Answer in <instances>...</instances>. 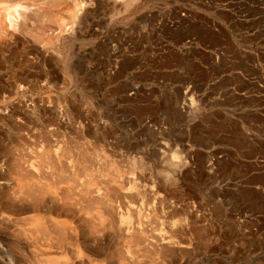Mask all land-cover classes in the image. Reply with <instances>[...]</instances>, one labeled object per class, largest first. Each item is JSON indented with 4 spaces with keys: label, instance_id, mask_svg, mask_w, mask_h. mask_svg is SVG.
I'll return each mask as SVG.
<instances>
[{
    "label": "rangeland",
    "instance_id": "1",
    "mask_svg": "<svg viewBox=\"0 0 264 264\" xmlns=\"http://www.w3.org/2000/svg\"><path fill=\"white\" fill-rule=\"evenodd\" d=\"M90 17L87 99L27 93L28 108L59 107L57 119L0 103L18 112L0 119L3 255L19 258L22 245L29 256L69 264H264V0H93ZM83 147L89 161H73ZM21 154L70 182L44 198L57 211L25 204L18 223H3ZM87 181L103 191L114 185V219L129 214L150 238L172 239V252L146 255L121 225L108 228L97 209L85 213L75 184ZM40 213L68 220L79 240L65 243L67 256L34 232Z\"/></svg>",
    "mask_w": 264,
    "mask_h": 264
},
{
    "label": "bare ground",
    "instance_id": "2",
    "mask_svg": "<svg viewBox=\"0 0 264 264\" xmlns=\"http://www.w3.org/2000/svg\"><path fill=\"white\" fill-rule=\"evenodd\" d=\"M92 5L93 0H0V103L8 104L20 101L25 104V108H20V111L23 113L35 114L38 116H53L57 119L65 114L59 107H55L56 109L52 110L47 108L49 111L35 106L28 108L25 100V98L29 96L27 93L31 90H40V92L42 91V93H44L43 95H45L43 96L44 99L48 101L53 99L59 101L64 100L66 103L87 99L89 94V82L86 78L87 73L83 66L88 63L89 57V21L92 14ZM78 41H80L79 45L77 44ZM59 75L64 76L62 82L59 79ZM74 75H81L80 78L82 82L80 90L73 88ZM16 113L18 112L14 109H2L0 110V119L4 116H13ZM66 148L67 147H65V149ZM85 148L83 147V149ZM86 150L87 149H85L83 153H80V156L77 155L79 157L76 159L74 158L73 161L77 160L78 163H87L89 157L87 156L88 151L86 152ZM20 156L21 157L17 159L14 164L15 170L12 171L16 175V180L19 181H17L19 183V189L14 191L12 196L3 204V208L7 211H2L4 213L3 215L1 214L3 223H14V221L18 223L19 220L15 218V215L20 214L19 211L24 208L23 206L25 204V208L33 211H41L43 207H48L51 211H57L59 208L52 205V201L50 205H45L44 198L46 195L56 194L59 188H61V184L70 182V178L69 180L66 178L67 181L63 176L64 179L61 177L62 180L60 178H58L59 180H53L56 176L54 178L52 177V179L51 175H54V173L49 175L50 172H48L46 174L42 171L43 168L41 169V167L38 166L39 164L37 166L35 164L27 165L25 161L22 160L25 156L23 157V154ZM43 156L47 158L49 155H45L44 153ZM176 157V154H173V158ZM42 159L48 162L45 158ZM54 161L55 160L52 162ZM57 176L59 177V174ZM68 176L70 177V175ZM75 185L77 186H75L77 188L75 190H77L76 193L79 197H77V200L75 199L76 197H74L76 200L75 203L80 204L79 206H82V209H84L83 211L86 210L85 213L87 210L97 209L100 214L95 212L96 215L99 214V216L103 218V220L101 219L102 222L100 221L102 224H105L111 229H114L116 224L121 225L123 227V233L130 244H134L136 247L141 246V248L147 252L146 255H150L152 251H160V253L165 254L176 246V243L167 237L150 238L143 232V228L140 227L142 224L138 225L133 223L130 219V215L127 213L119 215V222L118 220L116 221L114 219L116 214L114 210H116V208L112 205V198L110 197L112 193H116L114 185L109 186L108 189L105 188L106 190L104 191L99 187L96 188L95 186H91L93 184L88 181ZM62 191L60 193H62ZM57 198L61 197L59 196ZM71 203L74 205L73 201ZM74 206H76V204ZM68 207L70 206H67V208ZM140 213L139 210V214ZM41 214L42 213L39 214L40 217H35L36 219L32 217L31 221L38 224L34 232L41 234L47 246L52 245L54 247L58 245L59 248L58 246L57 248L60 249L61 252H65V243L76 239V237H73L75 232H72L71 225L67 223L68 220L66 222L64 220H56L52 217L53 219L50 218L51 220L48 221L46 217L47 223H45L44 220L46 219L42 220ZM24 229L22 233H24V236L26 235L25 237H27V240L30 239L31 241L32 239V243L36 244L38 241L32 238L33 235H30L31 233L29 236L27 232L25 234ZM48 235L52 238H49ZM41 237L39 239H41ZM77 244L79 245V243ZM2 249L3 248L0 249V264H69L67 261L60 263L54 258L45 260L43 257L40 258L39 255H37L39 256L37 257L31 252L29 256L26 254L27 250L25 247L23 248L22 245H18L16 248L21 258H18V256H10V254L5 257ZM81 251V249H78L76 252L81 256L83 253ZM68 254L69 252L66 251V256ZM70 264L72 263L70 262ZM134 264H139L138 260H134Z\"/></svg>",
    "mask_w": 264,
    "mask_h": 264
}]
</instances>
